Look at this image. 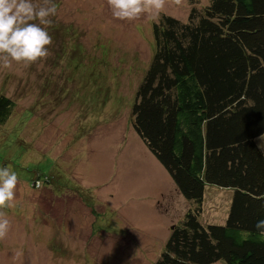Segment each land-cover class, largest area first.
I'll return each mask as SVG.
<instances>
[{"label": "rangeland", "instance_id": "rangeland-1", "mask_svg": "<svg viewBox=\"0 0 264 264\" xmlns=\"http://www.w3.org/2000/svg\"><path fill=\"white\" fill-rule=\"evenodd\" d=\"M56 1L50 26L63 30L49 33V56L0 68V94L15 102L0 126V168L10 166L19 181L2 210L10 229L0 239V264H154L185 201L159 200L157 187L142 185L148 153L130 113L154 54L153 20L160 13L185 20L188 2L166 0L159 14L120 21L107 0ZM122 137L127 149L118 159ZM131 176L132 193L125 191ZM213 188L204 204L211 217L229 196Z\"/></svg>", "mask_w": 264, "mask_h": 264}, {"label": "trees", "instance_id": "trees-1", "mask_svg": "<svg viewBox=\"0 0 264 264\" xmlns=\"http://www.w3.org/2000/svg\"><path fill=\"white\" fill-rule=\"evenodd\" d=\"M187 2L185 20H153L154 54L130 113L140 143L185 201L154 264H264L254 227L264 219V0ZM14 108L0 94V126ZM212 186L229 191L217 217L204 206Z\"/></svg>", "mask_w": 264, "mask_h": 264}, {"label": "clouds", "instance_id": "clouds-1", "mask_svg": "<svg viewBox=\"0 0 264 264\" xmlns=\"http://www.w3.org/2000/svg\"><path fill=\"white\" fill-rule=\"evenodd\" d=\"M107 5L115 19L134 21L149 12L159 14L166 7V0H107ZM56 13L51 0H43L42 4L33 0H0V68L9 69L14 63L27 66L46 59L52 37L45 26L51 25L50 17ZM18 182V175L10 166L0 168V239L10 229V221L2 210L14 200ZM254 227L264 239V219Z\"/></svg>", "mask_w": 264, "mask_h": 264}, {"label": "crops", "instance_id": "crops-1", "mask_svg": "<svg viewBox=\"0 0 264 264\" xmlns=\"http://www.w3.org/2000/svg\"><path fill=\"white\" fill-rule=\"evenodd\" d=\"M123 144H127V141L125 139H122L120 146ZM120 146L115 149V153H114V155H116L118 159H121V156L120 155L118 156V154L123 155L124 153H126V149H127V147L126 148H120ZM143 152L146 153V151L144 149H143ZM143 158L145 160L144 163L146 165H149V167L146 169L145 175L142 178V182H141L142 185L143 186L144 185H150V186L157 187V194L159 195V200H161L163 198L168 199L170 195H177L179 198H181V196L179 195V193L175 189L171 178L163 170V168H161V166L155 161V159L149 153H148V155L143 156ZM131 161H132V159H131ZM157 167H158L159 172H156ZM158 184H163L166 188H163L161 185H158ZM133 185H134V178L131 176L125 183V191H127L128 188H131L130 190L132 193ZM216 190L219 191L218 188H213L211 192L213 194L217 195ZM111 193L112 194H118V190L117 189H111ZM223 193H229V191H223ZM215 200L217 201V196H216ZM218 201H219L218 202V205H219L220 198ZM217 208H220V207H217Z\"/></svg>", "mask_w": 264, "mask_h": 264}]
</instances>
